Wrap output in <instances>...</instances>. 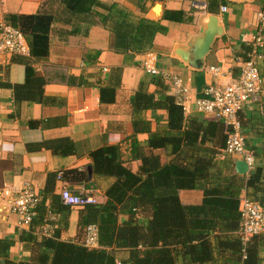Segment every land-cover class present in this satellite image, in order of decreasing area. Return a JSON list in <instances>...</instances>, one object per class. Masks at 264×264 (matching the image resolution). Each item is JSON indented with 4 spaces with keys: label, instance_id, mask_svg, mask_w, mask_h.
Returning <instances> with one entry per match:
<instances>
[{
    "label": "crops",
    "instance_id": "0c3cea01",
    "mask_svg": "<svg viewBox=\"0 0 264 264\" xmlns=\"http://www.w3.org/2000/svg\"><path fill=\"white\" fill-rule=\"evenodd\" d=\"M97 1L114 7L113 15L118 10L125 12L131 23L143 18L158 22L162 29L154 37L153 48L141 54H121L114 49V35L95 16L110 11L95 8L93 15H79L71 13L63 0H0V24L12 15L47 14L54 18L46 59L37 61L31 53L0 55V264L30 262L35 249L26 239L28 235L38 240L47 238L41 233L42 226L38 230L35 225H19L5 190L15 196L28 185L42 200L47 193L59 196L62 189L68 188L88 191L100 203L106 202V191L115 179L94 174L90 154L117 145L124 159H129L135 121L139 129L147 126L152 133L167 131L166 110L134 113L135 93L142 89L155 95L156 100L175 98L174 78H180L191 97L184 112L187 123L197 126L215 121L198 112L196 101L204 96L208 85L225 86L237 80L260 30L259 13L264 12V0ZM222 7H227V12H222ZM171 12H181L182 20L165 17ZM211 15L218 17L223 34L215 39L204 63L191 67L175 52L199 37ZM261 52L264 55V48ZM27 62L36 71L35 80L44 81L42 86L39 81L26 83ZM212 67L219 68L222 75L213 78L209 72ZM153 69L159 73L153 74ZM259 71L261 91L245 105L239 120L255 157L254 168L263 167L264 171V59ZM104 88H112L115 95L106 94L103 101ZM151 135L137 134L141 152L149 154ZM217 141L206 147L216 148ZM71 145L74 154H61L60 149ZM216 151L217 172L224 176L237 174L238 159L226 155L223 149ZM158 153L163 163L173 159L171 146ZM138 164L133 163L135 169ZM250 173L243 177L248 178ZM77 174L85 175L87 181H77ZM179 197L184 205H200L204 194L202 190H181ZM45 202L46 221L55 220L63 241H86L83 209L52 213L51 199ZM51 225L50 236L56 227Z\"/></svg>",
    "mask_w": 264,
    "mask_h": 264
},
{
    "label": "trees",
    "instance_id": "16d2710c",
    "mask_svg": "<svg viewBox=\"0 0 264 264\" xmlns=\"http://www.w3.org/2000/svg\"><path fill=\"white\" fill-rule=\"evenodd\" d=\"M156 1V0H154ZM73 14H94L96 9L110 11L98 15L99 22L114 35V49L121 54L146 53L153 48L155 35L162 29L149 19L131 23L127 14L97 0H63ZM181 12H171V21L182 20ZM54 18L47 14L7 17L8 24L25 34L31 57L44 60L49 55V34ZM250 51V48H249ZM28 84L35 80L36 71L26 63ZM115 95L112 88L101 91ZM134 113L147 110L168 112L167 131L151 132L147 126L138 128L134 122V136L129 159H124L120 146H105L90 154L93 173L115 179L106 191V202L75 207L83 209L84 234L88 225H96L99 247H86V241H63L54 224L51 237L33 242L35 254L30 262L7 264H264V233L244 242L240 235V199L243 191L264 209V171L254 168L248 178L238 174L224 176L215 167L216 148L226 146L227 135L221 121H210L197 126L187 123L185 111L176 98L155 95L139 90L132 97ZM149 132V154L141 152L137 134ZM216 148L206 145L215 140ZM171 146L173 159L163 163L159 150ZM61 154H74L75 148L64 147ZM158 151V152H157ZM179 158L176 159L175 157ZM138 162L137 168L133 166ZM76 180L87 181L77 174ZM181 190H202L200 205H184ZM47 193L38 206L34 225L39 228L47 219L45 201L51 199V212L72 209L62 204L60 196ZM219 260H222L219 261Z\"/></svg>",
    "mask_w": 264,
    "mask_h": 264
},
{
    "label": "built area",
    "instance_id": "2783aa9c",
    "mask_svg": "<svg viewBox=\"0 0 264 264\" xmlns=\"http://www.w3.org/2000/svg\"><path fill=\"white\" fill-rule=\"evenodd\" d=\"M227 10V7H222V12H227ZM259 22L258 36L251 45L247 59L242 63L241 73L237 80L225 86L208 85L203 90L204 96L196 101L198 112L224 124L227 141L223 152L245 161L250 172L254 169L255 157L247 146L239 115L245 105L255 99L261 91L259 64L264 59L261 52V48H264V12L259 13ZM0 55H30V47L25 34L19 28L6 22L0 24ZM209 72L213 78L222 75V71L217 67L210 68ZM152 73L158 74L159 72L153 69ZM173 87L176 101L185 111L191 102L189 89L177 77L174 78ZM61 177L62 175L59 176V178ZM5 195L10 199L11 211L18 217L19 225L26 228L32 227L38 216L40 196L28 185L18 191L15 196H12L8 190H5ZM59 196L63 205L72 208L100 203L88 191L75 192L64 188ZM240 213V235L244 242L264 233V209L258 202L250 199L247 194L241 196ZM51 221L54 219L51 218L44 222L45 225L43 224V229L41 228V233L46 237L52 236H50ZM85 245L91 249L99 247V232L96 225L87 226Z\"/></svg>",
    "mask_w": 264,
    "mask_h": 264
},
{
    "label": "water",
    "instance_id": "95a60500",
    "mask_svg": "<svg viewBox=\"0 0 264 264\" xmlns=\"http://www.w3.org/2000/svg\"><path fill=\"white\" fill-rule=\"evenodd\" d=\"M222 34L223 29L219 26L218 17L211 15L208 24L201 29L199 37L188 45L178 48L175 55L189 66L197 68L199 64L204 63L205 57L210 53L215 39L222 36ZM235 171L241 176L250 173L248 164L239 159L235 161Z\"/></svg>",
    "mask_w": 264,
    "mask_h": 264
},
{
    "label": "bare ground",
    "instance_id": "6f19581e",
    "mask_svg": "<svg viewBox=\"0 0 264 264\" xmlns=\"http://www.w3.org/2000/svg\"><path fill=\"white\" fill-rule=\"evenodd\" d=\"M155 13H159V9H158V11H155Z\"/></svg>",
    "mask_w": 264,
    "mask_h": 264
}]
</instances>
